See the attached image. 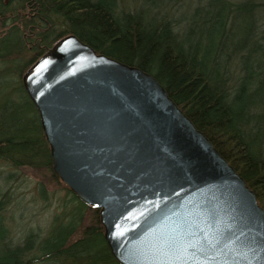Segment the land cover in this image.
Here are the masks:
<instances>
[{"label":"trees","instance_id":"1","mask_svg":"<svg viewBox=\"0 0 264 264\" xmlns=\"http://www.w3.org/2000/svg\"><path fill=\"white\" fill-rule=\"evenodd\" d=\"M147 70L254 189L264 208V0H0V161L65 189L47 234H17L0 170V264H120L99 207L55 173L26 68L60 36ZM52 184V186H51Z\"/></svg>","mask_w":264,"mask_h":264},{"label":"water","instance_id":"2","mask_svg":"<svg viewBox=\"0 0 264 264\" xmlns=\"http://www.w3.org/2000/svg\"><path fill=\"white\" fill-rule=\"evenodd\" d=\"M52 167L120 264H264V208L147 70L70 32L30 64Z\"/></svg>","mask_w":264,"mask_h":264},{"label":"rangeland","instance_id":"3","mask_svg":"<svg viewBox=\"0 0 264 264\" xmlns=\"http://www.w3.org/2000/svg\"><path fill=\"white\" fill-rule=\"evenodd\" d=\"M4 167L0 161V170ZM11 169V181L8 182L14 190L13 207L14 220L12 228L17 234H22V231L27 232V229H32L39 233L40 236L47 234L48 228L53 221V215L60 211L59 201L62 199L65 189L54 187L51 190L47 189L43 194L37 187L38 179L25 174H19L16 169L5 166L4 169ZM52 186V184H51Z\"/></svg>","mask_w":264,"mask_h":264}]
</instances>
